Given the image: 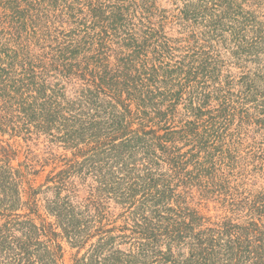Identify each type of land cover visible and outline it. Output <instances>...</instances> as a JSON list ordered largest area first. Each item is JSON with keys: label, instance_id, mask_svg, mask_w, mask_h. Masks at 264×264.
<instances>
[{"label": "trees", "instance_id": "16d2710c", "mask_svg": "<svg viewBox=\"0 0 264 264\" xmlns=\"http://www.w3.org/2000/svg\"><path fill=\"white\" fill-rule=\"evenodd\" d=\"M177 2L0 0V264H264V15Z\"/></svg>", "mask_w": 264, "mask_h": 264}, {"label": "rangeland", "instance_id": "374dc122", "mask_svg": "<svg viewBox=\"0 0 264 264\" xmlns=\"http://www.w3.org/2000/svg\"><path fill=\"white\" fill-rule=\"evenodd\" d=\"M246 9H251V10H256L258 14H263L264 15V0H246ZM158 3L160 4L161 7L173 11L176 9V3L180 4V2H177V0H158ZM251 5V6H247ZM171 25L168 27V29H172L171 32H173L174 35L179 36L177 33V30L179 29L176 24L172 25V28H170ZM234 73H238L240 69L233 67L231 68ZM234 127V125H233ZM232 127V128H233ZM35 137V136H34ZM4 139H8L9 136L6 135L3 137ZM10 143L14 144V149L18 151L17 158L13 161L14 165H17L19 162H22L25 160V151L30 147L31 150H33L37 154L41 155H46V152L48 151L47 146L50 145L48 139L45 136H41L40 138H34L33 140L29 141L26 143L23 139L20 138H13L10 139ZM54 150H58V153L64 152L62 148H59L58 146L54 145L53 146ZM252 147H249V142H244V145L241 146V155L246 157V160H242V167H241V172L246 176L249 173V176L247 178L243 177V181H245V188L250 190L252 189L254 192L260 189L262 180L260 181V178L256 175V169H255V164L253 157L248 156V153L251 151ZM69 156H71V153H68ZM54 165L47 166L45 168V171H43L39 176H37L36 180L33 182L35 186H39L43 183H45L46 177L49 174V172L53 169ZM38 169H41V166H38ZM251 175V176H250ZM250 177V178H249ZM253 177H256L255 180H252ZM252 183H257L254 187L251 186ZM52 185V183H50ZM247 190V191H248ZM42 204V201L40 202ZM210 209L211 211L209 212L208 215H214L216 213H222V211H218L217 208L215 207L214 203H210ZM40 213L43 215V217H47L48 214L46 213L45 209L41 207ZM47 221H53L52 217H47ZM38 222H40L38 220ZM60 239V242L64 246V261L65 264H73V256L76 254L77 249L71 248L69 245L68 241L66 239ZM86 250L82 251V254L85 253Z\"/></svg>", "mask_w": 264, "mask_h": 264}]
</instances>
